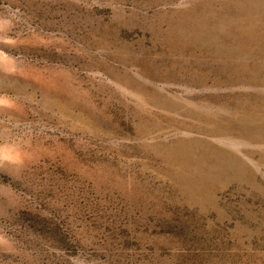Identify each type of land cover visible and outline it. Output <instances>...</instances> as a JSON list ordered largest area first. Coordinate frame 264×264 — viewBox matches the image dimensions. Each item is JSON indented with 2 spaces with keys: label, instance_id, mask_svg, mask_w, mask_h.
<instances>
[{
  "label": "rangeland",
  "instance_id": "rangeland-1",
  "mask_svg": "<svg viewBox=\"0 0 264 264\" xmlns=\"http://www.w3.org/2000/svg\"><path fill=\"white\" fill-rule=\"evenodd\" d=\"M0 264H264V0H0Z\"/></svg>",
  "mask_w": 264,
  "mask_h": 264
}]
</instances>
